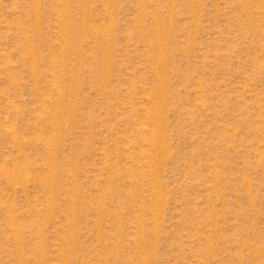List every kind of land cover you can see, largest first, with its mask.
<instances>
[{
	"label": "rangeland",
	"instance_id": "1",
	"mask_svg": "<svg viewBox=\"0 0 264 264\" xmlns=\"http://www.w3.org/2000/svg\"><path fill=\"white\" fill-rule=\"evenodd\" d=\"M0 264H264V0H0Z\"/></svg>",
	"mask_w": 264,
	"mask_h": 264
}]
</instances>
